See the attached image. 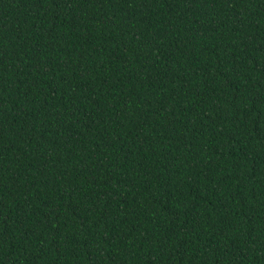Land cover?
<instances>
[{
    "label": "trees",
    "instance_id": "trees-1",
    "mask_svg": "<svg viewBox=\"0 0 264 264\" xmlns=\"http://www.w3.org/2000/svg\"><path fill=\"white\" fill-rule=\"evenodd\" d=\"M0 264H264V0H0Z\"/></svg>",
    "mask_w": 264,
    "mask_h": 264
}]
</instances>
